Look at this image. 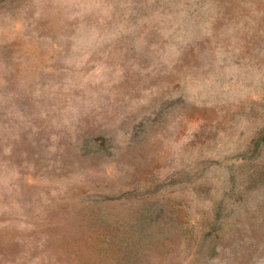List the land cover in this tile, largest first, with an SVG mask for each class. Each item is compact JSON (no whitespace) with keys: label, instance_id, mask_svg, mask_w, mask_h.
I'll use <instances>...</instances> for the list:
<instances>
[{"label":"rangeland","instance_id":"374dc122","mask_svg":"<svg viewBox=\"0 0 264 264\" xmlns=\"http://www.w3.org/2000/svg\"><path fill=\"white\" fill-rule=\"evenodd\" d=\"M0 264H264V0H0Z\"/></svg>","mask_w":264,"mask_h":264}]
</instances>
